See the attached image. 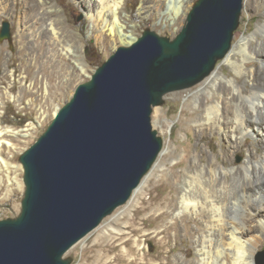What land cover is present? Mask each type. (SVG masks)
Masks as SVG:
<instances>
[{
    "label": "bare ground",
    "instance_id": "1",
    "mask_svg": "<svg viewBox=\"0 0 264 264\" xmlns=\"http://www.w3.org/2000/svg\"><path fill=\"white\" fill-rule=\"evenodd\" d=\"M10 1L14 14L19 15L18 24L20 28L23 27L20 40L26 36L29 39L27 45L35 49L36 43L37 47V58L33 55L24 60L36 58L43 61L41 68L46 77L42 82L45 93L48 79L58 78L60 74L56 66L65 59L73 60L77 74L72 80L57 84V89L70 93L73 82L91 78L84 61V40L66 22V18L62 19L63 11L57 6L56 0H21L19 13L16 7L18 0H0V14L5 13L6 4ZM75 1L89 22V36L98 44L102 35L107 33L101 43H111L112 50L118 44L129 46L138 38L133 30L134 17H157L168 13L174 20L178 15L184 17L192 2L139 0L136 7L126 10L130 0ZM244 10L249 21L260 16L253 33L247 35L242 30L237 31L234 43L217 67L194 89L185 93L183 128L188 130L195 127L199 132L197 150L193 155L189 147H184L180 162L169 168L173 183H179V187H173L165 173L154 190L159 194L168 192L170 197H153V200L160 211L154 218L167 216L174 211L181 213L180 222L187 227L186 234L192 240L191 244H184L181 248L185 256L176 257L175 263H171V250L164 249L169 238L168 230L174 231L176 242L180 240L177 235L178 219L165 230L155 231V236L163 233L158 241L159 264H254V255L264 239V0H245ZM178 31L176 28L174 34ZM225 65L229 70L224 68ZM8 75L13 77L14 72L9 71ZM32 79L39 83V76L34 74ZM11 88L9 86V90ZM9 90L8 100L19 103L22 96L12 95ZM22 91L32 93L26 88ZM59 110L60 106L54 108L53 118ZM154 112L159 114V109L154 108ZM38 113L39 118L46 117L44 110L39 109ZM34 128L33 122L18 130L0 127V148L5 145L15 150L16 146L3 136L26 137ZM204 147L211 151L218 150L219 153L214 157L209 156ZM166 150L164 148L159 156L167 159L173 154V151ZM243 154V161L237 165L235 156ZM178 164L184 165L181 172L175 170ZM156 165L151 168L152 171ZM7 168L8 165L0 156V170L8 171ZM15 169L22 174V165L15 166ZM19 173L14 176L13 182L18 190H22L24 182L18 179ZM147 177L142 179L134 195L145 184ZM164 205L168 206V210L162 211ZM148 206L149 203L144 202L138 207L134 206V216L129 221L128 231H137L136 219ZM118 220L113 218L108 222L97 238L105 235L104 231ZM191 223L194 224L193 228H190ZM127 235L130 233H120L113 242L102 246V258L108 259L103 264H121L125 260L123 253L111 254L123 244L131 245L132 238H127ZM130 252L132 247L129 248ZM190 254H194V257L187 260ZM140 259L139 262L135 257L126 264H148L144 258Z\"/></svg>",
    "mask_w": 264,
    "mask_h": 264
},
{
    "label": "water",
    "instance_id": "2",
    "mask_svg": "<svg viewBox=\"0 0 264 264\" xmlns=\"http://www.w3.org/2000/svg\"><path fill=\"white\" fill-rule=\"evenodd\" d=\"M243 1L197 0L172 37L144 30L76 86L20 156L24 195L20 213L0 220V264H70L66 253L130 200L162 151L153 108L214 70ZM10 37L4 21L0 41Z\"/></svg>",
    "mask_w": 264,
    "mask_h": 264
},
{
    "label": "rangeland",
    "instance_id": "3",
    "mask_svg": "<svg viewBox=\"0 0 264 264\" xmlns=\"http://www.w3.org/2000/svg\"><path fill=\"white\" fill-rule=\"evenodd\" d=\"M20 1L21 0H18L16 3L18 13L20 10ZM67 1L68 0H56V4L63 11L62 19L64 20L66 18V22L68 24L70 23V25L78 31L79 37H82L81 39L84 40V61L87 66V70L92 76L94 71L100 67L118 47L124 46L125 44H118L114 50H112L111 43H108L107 45H104V43L102 44L101 42L107 33L102 35V39H100L101 42L97 44L96 41L89 36V22L86 20L85 13L81 8H78V4L75 3V0H70V3H67ZM196 1L197 0H192L189 11L193 8ZM244 1L239 25L233 33L231 45L235 41V33L237 31L242 30L247 35H250L260 22L259 15L255 16V19H252V21H249L248 14L244 10ZM138 2L139 0H130L129 6L126 7V10H130L134 6L136 7ZM73 3L77 6L73 5ZM5 9V13L0 14V30L2 23L4 21L8 22L11 37L9 41L6 39L0 41V127L14 128L18 130L26 128L28 123L33 122L35 124V128L31 130L30 134L26 137L3 136L6 140L13 143L14 146H16V149H10L5 145H1L0 148V156L8 165V171L5 169L0 170V220L15 218L20 213L21 201L24 195L25 187L23 183V189L18 190L16 188V184L13 182V178L17 173H19L16 171L15 166L19 164L21 165V154L30 148L46 131L47 127L53 120L54 108L59 106L61 108L64 106L73 95L76 86L90 79L87 78L84 81L73 82L70 93L66 90L57 89V84H62L68 81V79L72 80L74 75L77 74V69L74 66L73 60L65 59L60 61L56 66L60 74L58 78L48 79L47 92L45 93L43 91V80H45L46 77L41 68L43 61L36 59V43L34 49L30 47V45H27L29 39H26V36L21 37L22 41L20 40V35H22L21 29L23 27L20 28L18 24L19 15L14 14V8L11 1L6 4ZM188 13H186L184 17L178 15L174 18V20H171L172 18L168 13H162L157 17H134L132 21L135 25L133 29L134 34L136 33L135 35L140 37L144 30L149 29L161 36L172 37L176 28L180 30L182 26H184ZM33 55L36 56L35 59L24 60L27 59L28 56ZM221 60L222 59L216 62V67ZM224 68L229 70V67L226 65ZM30 70L31 74H29ZM7 71H13L14 76L10 77ZM34 74L39 76V83L35 79H32ZM24 77L27 78L24 80ZM197 85L198 84L181 91L166 94L163 97L162 103L159 106L154 107L159 109V114H156L153 108V112L151 114L152 128L157 132V135L163 141L162 150L166 148L168 149L166 152L173 151V154L170 155V157L167 156V159L164 158V156H159L156 167L153 171L151 169L147 174L149 177H147L145 184L136 193V195L133 193L131 197L133 200L130 199L131 201L129 200L125 205L117 208L110 216L106 217L95 230L76 243L66 253L64 258L68 259L70 264L105 263L108 259L104 257L102 258V246L108 242H113L116 236L120 233L123 234V232L130 233V235H127V238H132L131 245L123 244L118 247L120 249H117L113 254H111V256L116 253H123L125 260L121 264H126L129 261H132L135 257L138 258V261L141 260L140 258H144V261L148 264H159L160 261L157 258L160 250L158 241L159 237L163 235V233L155 236V231L165 230L176 220V218L179 221V230L177 232L179 238H177L180 240L176 242L174 239V231L168 230L169 238L166 241L164 251L168 249L171 250L169 253L171 263H175L174 259L176 257L185 256L181 248L184 244H191L192 239L186 234L187 227H185L183 222H180L182 214H178L177 211L172 213L168 211L169 213L167 216H162L163 218H154L160 211L158 210V206L155 204L153 197H159L158 199L170 197L168 192L159 194L156 190H154V187L160 183L159 181L164 177L165 173L168 181L173 183L172 176L169 173V168L180 162L184 147H189L193 155L196 153V144L199 140V132L193 126L192 129L188 130L183 128V99L185 97V93L194 89ZM9 86L10 88L12 87L10 90ZM25 88L27 91H32V93H25L22 91V89ZM8 90L12 95H21L22 100L19 103L9 101L7 96ZM39 109L44 110L46 115L44 119L39 118ZM190 111H192V109H190ZM38 121L40 122L39 124ZM200 145L203 146L202 143H200ZM204 151L207 155L213 157L219 153L218 150L211 151L205 147ZM244 155L245 154L235 156L237 165L243 161ZM183 168V164H178L175 170L181 172ZM19 174L18 179H22L23 182V172L22 174ZM178 185L179 183L176 182L173 183L172 186L178 188ZM143 202L146 204L149 203L150 207L148 206V208L141 212L138 216V219H136L137 223L135 224L137 231L131 233L128 231V226L130 219L134 216V206L138 207ZM165 210H168V206L166 205L162 208V211ZM113 218H119L118 222L116 224H112L108 230L104 231L106 232L105 235L97 238L99 231H101L103 227H106V224L111 222ZM193 227L194 224L191 223L190 228ZM129 246L132 247V252L130 253ZM261 254H264L263 238L254 255V264H257L258 257ZM164 255L166 256V254ZM193 257L194 254H190L186 257V259L191 260ZM262 264H264V261Z\"/></svg>",
    "mask_w": 264,
    "mask_h": 264
}]
</instances>
